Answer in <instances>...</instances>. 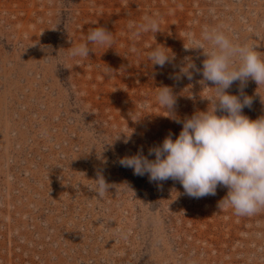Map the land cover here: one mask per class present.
Wrapping results in <instances>:
<instances>
[{"label":"rangeland","instance_id":"rangeland-1","mask_svg":"<svg viewBox=\"0 0 264 264\" xmlns=\"http://www.w3.org/2000/svg\"><path fill=\"white\" fill-rule=\"evenodd\" d=\"M145 16L161 30L133 39L128 22ZM98 26L112 47L64 55ZM205 27L264 55V0H0V264H264V210L237 216L219 206L223 186L192 198L119 164L181 130L157 87L172 88L180 120L208 107L203 50L184 48ZM156 44L175 54L164 68L147 59ZM189 62L191 80L170 78ZM257 91L264 98V84L243 87L251 119L264 116ZM98 175L102 196L89 187Z\"/></svg>","mask_w":264,"mask_h":264},{"label":"clouds","instance_id":"clouds-1","mask_svg":"<svg viewBox=\"0 0 264 264\" xmlns=\"http://www.w3.org/2000/svg\"><path fill=\"white\" fill-rule=\"evenodd\" d=\"M127 27L133 39L161 30L158 19L149 16L140 22L129 21ZM112 45V32L98 26L88 31L85 42L71 45L64 55L88 58L90 51H94L92 46L106 50ZM184 48L203 50L202 67L196 71L202 76L201 83L212 85L203 88L211 90L210 94H201L202 99L209 101L208 107L180 120L173 111L177 97L172 88L157 87L155 102L167 113L163 115L182 124L181 130L175 138L168 135L160 144L150 147L147 155L141 148L136 154L120 158L119 164L131 169L134 175L147 176L149 182L178 181L192 198L214 196L218 186H223L227 193L219 202L220 207H230L237 216H254L264 210V116L251 119L244 113L246 107L252 106L253 97L243 94V87L249 80L258 87L264 84V55L253 45L237 43L224 31L209 27L199 37L187 34ZM131 51L136 49L133 47ZM52 57H57V64L69 68L58 54ZM147 59L151 65L164 68L175 60V54L156 44L150 46ZM194 67L189 62L170 78L191 80L190 69ZM237 82L241 86L240 95L228 91ZM130 138L129 134L124 142ZM150 156L154 159H149ZM94 181L89 187L102 196L109 185L103 175Z\"/></svg>","mask_w":264,"mask_h":264}]
</instances>
